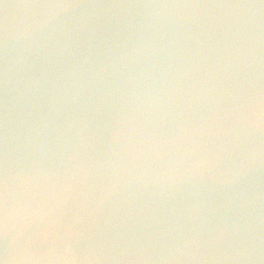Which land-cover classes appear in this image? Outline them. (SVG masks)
Here are the masks:
<instances>
[{
  "label": "water",
  "instance_id": "obj_1",
  "mask_svg": "<svg viewBox=\"0 0 264 264\" xmlns=\"http://www.w3.org/2000/svg\"><path fill=\"white\" fill-rule=\"evenodd\" d=\"M0 264H264V0H0Z\"/></svg>",
  "mask_w": 264,
  "mask_h": 264
}]
</instances>
